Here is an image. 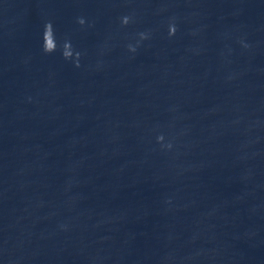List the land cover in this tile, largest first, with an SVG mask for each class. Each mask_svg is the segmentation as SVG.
Listing matches in <instances>:
<instances>
[{
	"label": "water",
	"instance_id": "obj_1",
	"mask_svg": "<svg viewBox=\"0 0 264 264\" xmlns=\"http://www.w3.org/2000/svg\"><path fill=\"white\" fill-rule=\"evenodd\" d=\"M0 196L73 264H264V0H0Z\"/></svg>",
	"mask_w": 264,
	"mask_h": 264
},
{
	"label": "clouds",
	"instance_id": "obj_2",
	"mask_svg": "<svg viewBox=\"0 0 264 264\" xmlns=\"http://www.w3.org/2000/svg\"><path fill=\"white\" fill-rule=\"evenodd\" d=\"M45 35V37L47 38V33H45L44 34ZM46 43H47V39L45 40V45H46ZM55 45L53 44V47H54ZM50 50V49H49Z\"/></svg>",
	"mask_w": 264,
	"mask_h": 264
}]
</instances>
